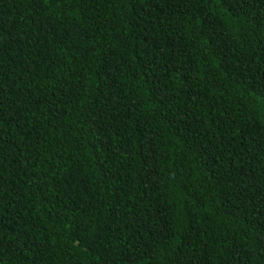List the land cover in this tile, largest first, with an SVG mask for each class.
Returning <instances> with one entry per match:
<instances>
[{
  "label": "trees",
  "instance_id": "16d2710c",
  "mask_svg": "<svg viewBox=\"0 0 264 264\" xmlns=\"http://www.w3.org/2000/svg\"><path fill=\"white\" fill-rule=\"evenodd\" d=\"M0 264H264V0H0Z\"/></svg>",
  "mask_w": 264,
  "mask_h": 264
},
{
  "label": "snow or ice",
  "instance_id": "6c2138e0",
  "mask_svg": "<svg viewBox=\"0 0 264 264\" xmlns=\"http://www.w3.org/2000/svg\"><path fill=\"white\" fill-rule=\"evenodd\" d=\"M226 2H230V0H226Z\"/></svg>",
  "mask_w": 264,
  "mask_h": 264
}]
</instances>
